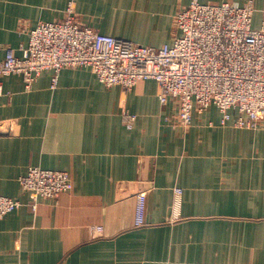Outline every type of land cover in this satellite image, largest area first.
I'll use <instances>...</instances> for the list:
<instances>
[{
	"label": "crops",
	"instance_id": "obj_1",
	"mask_svg": "<svg viewBox=\"0 0 264 264\" xmlns=\"http://www.w3.org/2000/svg\"><path fill=\"white\" fill-rule=\"evenodd\" d=\"M190 1L0 0V60L8 48L18 56L38 23L65 19L69 5L98 34L170 44ZM251 1L259 17L264 0ZM52 77L43 71L30 89L20 74L0 77V195L21 203L0 220V264H264V116L242 129L235 113L221 125L209 106L184 128L153 80L124 91L84 67L62 69L53 88ZM123 112L135 116L130 130ZM30 166L66 171L72 189L33 210L19 184Z\"/></svg>",
	"mask_w": 264,
	"mask_h": 264
},
{
	"label": "built area",
	"instance_id": "obj_2",
	"mask_svg": "<svg viewBox=\"0 0 264 264\" xmlns=\"http://www.w3.org/2000/svg\"><path fill=\"white\" fill-rule=\"evenodd\" d=\"M252 1L242 6L229 2L201 3L191 0L173 18V39L159 47L94 32L75 17L71 5L60 22H40L27 32L19 55L6 49L0 60V77L20 74L31 88L43 71H51L52 88L64 68H89L106 88L129 91L140 80H153L158 100L177 104V122L191 125L193 112L209 106L220 112V124L242 129L257 128L264 116V10L253 27ZM130 130L135 116L122 113ZM4 122L0 120V134ZM31 195L35 210L38 199H55L72 189L66 171L30 166L19 178ZM182 190H173V208L180 204ZM145 193L136 195V224H142ZM21 203L0 195V220Z\"/></svg>",
	"mask_w": 264,
	"mask_h": 264
},
{
	"label": "rangeland",
	"instance_id": "obj_3",
	"mask_svg": "<svg viewBox=\"0 0 264 264\" xmlns=\"http://www.w3.org/2000/svg\"><path fill=\"white\" fill-rule=\"evenodd\" d=\"M259 18H260V15H259V17L254 16L253 27H257L258 26V24H259Z\"/></svg>",
	"mask_w": 264,
	"mask_h": 264
}]
</instances>
